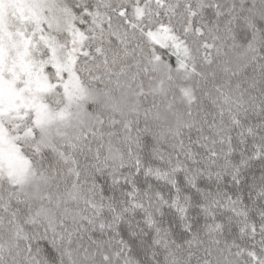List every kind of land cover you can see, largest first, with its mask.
<instances>
[{
    "label": "snow or ice",
    "instance_id": "obj_1",
    "mask_svg": "<svg viewBox=\"0 0 264 264\" xmlns=\"http://www.w3.org/2000/svg\"><path fill=\"white\" fill-rule=\"evenodd\" d=\"M0 264H264V0H0Z\"/></svg>",
    "mask_w": 264,
    "mask_h": 264
}]
</instances>
